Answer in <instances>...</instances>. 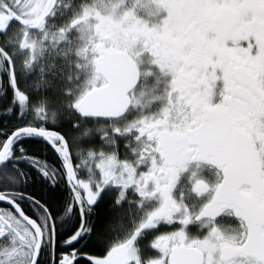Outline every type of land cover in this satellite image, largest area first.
<instances>
[{
	"label": "snow or ice",
	"instance_id": "obj_1",
	"mask_svg": "<svg viewBox=\"0 0 264 264\" xmlns=\"http://www.w3.org/2000/svg\"><path fill=\"white\" fill-rule=\"evenodd\" d=\"M0 264H264V0H0Z\"/></svg>",
	"mask_w": 264,
	"mask_h": 264
}]
</instances>
